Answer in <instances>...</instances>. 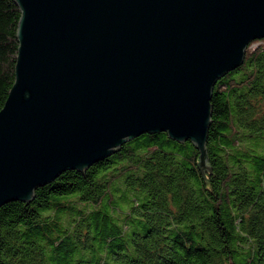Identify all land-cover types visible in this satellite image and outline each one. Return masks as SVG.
Returning a JSON list of instances; mask_svg holds the SVG:
<instances>
[{
  "label": "water",
  "instance_id": "1",
  "mask_svg": "<svg viewBox=\"0 0 264 264\" xmlns=\"http://www.w3.org/2000/svg\"><path fill=\"white\" fill-rule=\"evenodd\" d=\"M15 82L0 111V208L165 132L208 164L216 84L264 39V0H14Z\"/></svg>",
  "mask_w": 264,
  "mask_h": 264
},
{
  "label": "trees",
  "instance_id": "2",
  "mask_svg": "<svg viewBox=\"0 0 264 264\" xmlns=\"http://www.w3.org/2000/svg\"><path fill=\"white\" fill-rule=\"evenodd\" d=\"M20 17L0 0V111ZM212 106L209 170L191 141L143 134L2 206L0 264H264V39L218 81Z\"/></svg>",
  "mask_w": 264,
  "mask_h": 264
},
{
  "label": "built area",
  "instance_id": "3",
  "mask_svg": "<svg viewBox=\"0 0 264 264\" xmlns=\"http://www.w3.org/2000/svg\"><path fill=\"white\" fill-rule=\"evenodd\" d=\"M254 46H257V44H255Z\"/></svg>",
  "mask_w": 264,
  "mask_h": 264
}]
</instances>
